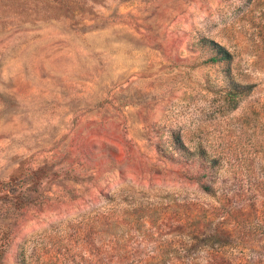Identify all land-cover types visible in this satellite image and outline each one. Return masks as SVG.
Segmentation results:
<instances>
[{"label": "rangeland", "instance_id": "rangeland-1", "mask_svg": "<svg viewBox=\"0 0 264 264\" xmlns=\"http://www.w3.org/2000/svg\"><path fill=\"white\" fill-rule=\"evenodd\" d=\"M0 264H264V0H0Z\"/></svg>", "mask_w": 264, "mask_h": 264}, {"label": "trees", "instance_id": "trees-1", "mask_svg": "<svg viewBox=\"0 0 264 264\" xmlns=\"http://www.w3.org/2000/svg\"><path fill=\"white\" fill-rule=\"evenodd\" d=\"M213 46L216 49V54H221V56L220 57L215 56V57L211 58L210 61L219 62V61L228 60L231 58L230 54L224 49V47H222L219 44L214 43V42H213Z\"/></svg>", "mask_w": 264, "mask_h": 264}]
</instances>
